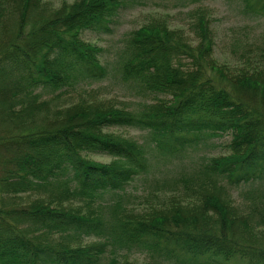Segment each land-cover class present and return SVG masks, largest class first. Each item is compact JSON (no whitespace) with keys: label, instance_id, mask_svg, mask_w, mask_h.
<instances>
[{"label":"trees","instance_id":"obj_1","mask_svg":"<svg viewBox=\"0 0 264 264\" xmlns=\"http://www.w3.org/2000/svg\"><path fill=\"white\" fill-rule=\"evenodd\" d=\"M138 1L77 0L54 9L45 0H0V200L37 196L28 207L0 206V264H133L121 261L122 252L142 253L147 264L234 257L264 264V51L247 50L232 68L214 58L207 11L197 12L191 43L154 21L129 33L112 65L137 106L92 100L86 89L111 71L104 50L83 33L112 34ZM241 2L264 18V0ZM73 94L76 103L59 104ZM115 129L150 131L152 150L169 156L229 135L230 153L184 169L156 192L157 182L158 203L147 214L110 207L107 217L74 205L124 192L151 168L144 147ZM58 236L99 241L73 247Z\"/></svg>","mask_w":264,"mask_h":264},{"label":"rangeland","instance_id":"obj_2","mask_svg":"<svg viewBox=\"0 0 264 264\" xmlns=\"http://www.w3.org/2000/svg\"><path fill=\"white\" fill-rule=\"evenodd\" d=\"M75 1L77 0H45V3L48 7L57 9L64 3L72 4ZM200 10L207 11V18L212 20L216 35L214 58L219 64L228 65L232 68L240 66L239 64L243 62L242 59L247 56V50L253 53L264 51V18H256L249 12H245L241 0H215L193 5L177 4L173 0H139L136 5L120 15L116 26L113 27L112 34L83 33L82 37L86 42L104 50L102 54L104 62L109 64L111 71L107 80L93 84L86 89V91H94L91 95L94 96L92 100L96 99L99 102L116 107H136L137 102L132 100L127 87L112 68L113 61L125 45L129 33L160 20L168 23L170 29L182 31L186 36V40L191 43L195 40L192 31L194 24L197 22L196 14ZM186 63L191 66V60ZM77 101L78 97L73 94L65 97L59 104L68 107ZM112 131L134 139L142 145L146 153L150 154L151 168H148L147 173L136 178L124 192L105 194L95 201L91 207H86V204L81 203L74 205L85 211L89 209L91 211H103L106 216H109L110 207L121 208L126 213L147 214L149 209L155 207L158 203L157 200L151 197L155 193L157 182H160V185L157 187L156 192L161 185L170 183L184 169H193L207 158L225 156L230 153L231 137L229 135L222 138H208L199 147L186 154L169 156L158 150H152L155 143L152 140L150 131L133 129H115ZM85 155L84 158L87 160L102 165L113 163L128 165L124 160L108 155ZM160 193L170 197L169 194ZM234 193L235 199L240 200L238 193ZM36 198L35 194L21 195L13 199L7 197L3 201L0 200V206L7 209L28 207ZM52 239L56 240L57 243H67L73 247L86 246L99 241L98 238L82 237L78 239L77 237L68 238V236H58ZM119 257L122 262L129 261L133 264H147L149 262L148 257L142 253L122 252ZM107 258L109 259L110 256L108 255ZM230 264H248V261L234 257Z\"/></svg>","mask_w":264,"mask_h":264}]
</instances>
